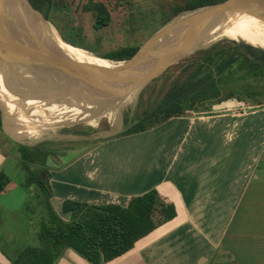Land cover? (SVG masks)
I'll list each match as a JSON object with an SVG mask.
<instances>
[{"label": "crops", "instance_id": "crops-1", "mask_svg": "<svg viewBox=\"0 0 264 264\" xmlns=\"http://www.w3.org/2000/svg\"><path fill=\"white\" fill-rule=\"evenodd\" d=\"M64 48L80 61L91 57L68 44ZM259 106L228 99L137 134L97 136L96 143L114 144L139 138L138 167L110 172L107 181L101 180L102 173L81 167L97 148L84 152L82 145L66 144L50 160L53 151L41 146L42 162H57L47 172L50 204L70 221L71 213L63 209L66 200L127 206L133 197L155 189L157 227L106 264H264V104ZM83 134L74 131L61 139L88 140ZM19 160L0 149V171L10 180L0 195V264H13L20 250L38 244V224L47 215L42 204L32 211L28 197L33 185L24 186L26 166L37 159ZM55 264L92 263L67 248Z\"/></svg>", "mask_w": 264, "mask_h": 264}, {"label": "rangeland", "instance_id": "rangeland-1", "mask_svg": "<svg viewBox=\"0 0 264 264\" xmlns=\"http://www.w3.org/2000/svg\"><path fill=\"white\" fill-rule=\"evenodd\" d=\"M10 1L16 6L14 0ZM30 1L32 3V0ZM184 1L185 0H147L140 2L126 0L122 3H115L114 0H53L54 9L49 16L51 23L46 19L44 12L37 8L36 9L41 12V15L37 14L35 16L40 19L41 17L46 19L48 21L46 22L48 26L52 27L53 30L58 33L59 37L63 35L69 39H78L82 44L91 48V50L78 48L91 56L89 61L93 60L100 65L115 66L120 62L108 61V59L101 58L92 50H96L100 54H107L123 46L142 45L148 38L164 26L173 23L188 13V11L181 12L178 15L174 13L176 5H183ZM97 4H104V6L109 9L112 16L110 25L99 31L93 28L95 19L92 12L85 11V8ZM223 30V27H217L214 28L213 31L210 30L209 32L208 30L205 32L197 40L194 48L177 63L172 65L166 71L167 73L165 72L164 75L157 77L143 89L132 93L114 107L112 106L107 109L100 106L99 103H82V101L77 102L72 98H68L63 103L53 105H49L47 102L40 99H35V92H33V89L37 88L40 91H44V87H46L45 80L41 79L42 76L34 75L31 70V72H28L26 69L17 72L14 66L10 67L8 83L11 89L8 94L11 101H9L12 103L15 102L19 108L15 112H9L0 102V149L6 156L10 157L11 155L19 160L23 155L22 151L19 150V145L42 146L53 151V154L49 155L51 160L61 155L58 150L66 144L82 145V151L84 152L87 149L88 151H93L97 148L93 151L95 154L83 159L80 163H82L81 167L85 165L86 169L96 170L99 176L102 173L103 179L101 180H106L105 176L110 172L114 173L116 170L122 172L123 168H128L130 165L133 168H137L139 164V160H137L139 138L126 139L117 144L111 143V140H103L104 142L96 143V139L94 138L102 135L113 136L120 134L119 132H122L127 126L142 116V113L158 95L160 98V95L164 94L171 82L176 80L180 81L185 78V74L181 73L184 64H188L190 61L200 57L203 54L202 52L212 47V45L219 44L220 46L228 47L232 45L234 41L251 45L241 38L233 39L226 37ZM74 32H79L80 36L78 37ZM251 46L264 50V48L259 46ZM249 84L248 89H243L240 85H234L232 86L233 88L225 86L222 94L227 95L232 93L231 91H234L236 95L243 97L245 102L247 101L254 107L257 105L260 107L256 101H262L264 104V79H250ZM251 85H253L252 88ZM7 88L6 86V89ZM247 92L251 94L249 97L247 96ZM235 99L237 100V98ZM235 99L233 98L232 100ZM29 102L31 105H28L30 104ZM243 108L248 109V106ZM3 109L6 110V113L3 112ZM31 109H36L40 113L36 114ZM48 109H55L56 116L53 117L48 115ZM247 112L248 111L245 112L241 110L243 114ZM27 122H33V124H36L37 126H35L39 128L28 126ZM44 126H50L51 131L48 133L44 131L43 129L47 128ZM74 131L84 132L83 136L88 140L74 142L61 139L62 136H68V133ZM64 154L65 153H63V155ZM35 155L37 162L35 164H30V170L26 177L23 175L24 183L27 182L29 176L37 174H41V176L45 174L44 179L47 180V172L53 169V166L57 164V162L53 163V161L50 162L49 165L42 162V160L46 158L45 151L35 153ZM69 158L71 159L72 157L69 155ZM69 158L67 157V159ZM51 165H53V168L50 167ZM17 178L22 180L21 175H18ZM38 194H40V189L36 185H33L28 197V202L34 212L37 211L36 208L41 205V200L36 197Z\"/></svg>", "mask_w": 264, "mask_h": 264}, {"label": "trees", "instance_id": "trees-1", "mask_svg": "<svg viewBox=\"0 0 264 264\" xmlns=\"http://www.w3.org/2000/svg\"><path fill=\"white\" fill-rule=\"evenodd\" d=\"M114 1L122 3L126 0ZM223 1L225 0H185L183 5H176L174 13L178 15ZM22 2L24 3V0ZM32 3L35 8L44 12L46 19L51 23L49 16L54 9L53 0H32ZM85 11L92 12L95 19L93 28L97 31L103 30L112 22L111 13L104 4L87 7ZM246 23L248 21L244 24ZM74 34L80 36L79 32ZM60 36L75 47L91 50L78 39ZM140 46H123L107 54L92 51L101 58L122 62L134 56ZM202 53L197 59L182 66L181 73L185 74L183 80L171 82L164 94L160 95V98L158 95L142 116L117 137L144 132L171 118L184 116L187 111H209L215 104L228 99L237 98L245 102V99L234 91L223 95L224 87L233 88L234 85H240L243 89H248L250 79H264V50L260 48L234 41L228 47L214 44ZM86 62L97 64L93 60L89 61V58ZM247 94L248 97L251 95L248 92ZM256 102L263 104L262 101ZM245 103L250 105L247 101ZM55 111L50 109L47 114L55 117ZM19 150L23 153L22 160L27 163L37 159L35 153H40L42 148L19 145ZM26 167L29 170V166ZM47 182L49 183V179L45 180L41 174H37L29 176L24 183L25 187L36 185L40 189V194L36 197L41 200L47 215L43 216L38 224V244L28 245L20 250L12 259L13 264H55L67 248H72L92 264H106L131 250L139 239L157 227L154 213L159 198L155 189L133 197L127 206L93 205L66 200L63 209L71 213V219L65 221L54 212L50 204L52 191L47 187ZM9 183L8 177L0 171V195L7 190Z\"/></svg>", "mask_w": 264, "mask_h": 264}, {"label": "water", "instance_id": "water-1", "mask_svg": "<svg viewBox=\"0 0 264 264\" xmlns=\"http://www.w3.org/2000/svg\"><path fill=\"white\" fill-rule=\"evenodd\" d=\"M6 1L0 0V64L6 85L10 87V67L14 66L17 72L31 70L34 75H41L46 85L44 91L33 89L35 99L53 105L72 98L82 103H99L106 109L165 73L194 48L205 32L213 31L226 17L252 11L264 13V0H225L188 11L148 38L130 59L108 67L72 58L53 43L44 29L37 30L30 16L41 12L30 0H24L17 11ZM40 20L49 27L46 19ZM46 185L51 190L48 182Z\"/></svg>", "mask_w": 264, "mask_h": 264}, {"label": "bare ground", "instance_id": "bare-ground-1", "mask_svg": "<svg viewBox=\"0 0 264 264\" xmlns=\"http://www.w3.org/2000/svg\"><path fill=\"white\" fill-rule=\"evenodd\" d=\"M6 2L8 4V6H14L13 7L14 11H17L18 8L20 9L22 7L21 5H23L22 0H20V2H19V0H14L16 6L13 5L9 0H7ZM21 10L24 11L23 8ZM252 12L251 13L230 15V16L226 17L223 21H221L218 27L224 28L223 33L226 37L233 38V39L241 38V39L247 41L248 43H250L251 45H255V46H259L261 48H264V13L255 12V11H252ZM15 18H17V16H15ZM30 18L32 20L31 23L35 26V28L37 30L38 29H44V31H46V33L48 34L49 38L53 41V43L58 48L62 49L65 53L70 55L72 58L79 60V59L75 58L70 53L69 50L64 48L65 43L60 40L58 33H56L52 27H45L43 21H41L40 18H38V17L30 16ZM246 21H249V22L244 24ZM6 84H7V82L4 81L2 66L0 64V102L5 108H7L9 110V112H15L16 110H18L19 107L17 104H15V102L14 103L10 102L11 99H10L9 94H8V93H10L9 92L10 89ZM6 86L8 87L7 89H6ZM98 107H99V105H98ZM80 119H82V118H80ZM47 122H49V121H47ZM27 124H28V126H35L36 125V124H33V122L32 123L27 122ZM28 126H26V127H28ZM36 126L34 128H39ZM44 127H47V128H45V129L42 128V129L44 131H46L47 133L51 131L50 126H44ZM35 130H37V129H35ZM24 136H25V134H24Z\"/></svg>", "mask_w": 264, "mask_h": 264}, {"label": "flooded vegetation", "instance_id": "flooded-vegetation-1", "mask_svg": "<svg viewBox=\"0 0 264 264\" xmlns=\"http://www.w3.org/2000/svg\"><path fill=\"white\" fill-rule=\"evenodd\" d=\"M27 104V103H26ZM29 105V104H28ZM33 112H35L36 114H39L40 112L36 109H31ZM50 109H48L47 111H49ZM55 110V109H54Z\"/></svg>", "mask_w": 264, "mask_h": 264}]
</instances>
